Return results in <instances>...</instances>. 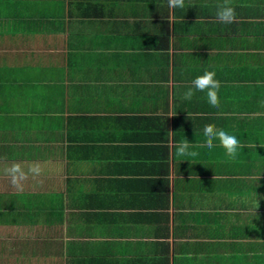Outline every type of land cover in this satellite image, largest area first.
<instances>
[{
	"label": "crops",
	"instance_id": "1",
	"mask_svg": "<svg viewBox=\"0 0 264 264\" xmlns=\"http://www.w3.org/2000/svg\"><path fill=\"white\" fill-rule=\"evenodd\" d=\"M221 3L0 0V264H264V0Z\"/></svg>",
	"mask_w": 264,
	"mask_h": 264
},
{
	"label": "clouds",
	"instance_id": "2",
	"mask_svg": "<svg viewBox=\"0 0 264 264\" xmlns=\"http://www.w3.org/2000/svg\"><path fill=\"white\" fill-rule=\"evenodd\" d=\"M167 3L169 9H183L185 7V0H167ZM216 7L215 19L217 21L224 24H231L236 21L237 13L235 7L231 4V0H223V3L218 4ZM215 76V72L208 71L202 76L196 77L192 83L195 91L206 92L210 106L218 108L220 106L218 96L220 82ZM193 88L185 91L183 99H192L195 95ZM204 136L206 139L202 145L203 147L213 148L215 146L214 141L218 139L220 145L225 149L226 155L231 159H235L238 154V149L244 147L235 135H230L223 129L217 130L215 125H205ZM192 147L190 142L182 140L175 146V154L178 157H196L198 153L190 150Z\"/></svg>",
	"mask_w": 264,
	"mask_h": 264
}]
</instances>
